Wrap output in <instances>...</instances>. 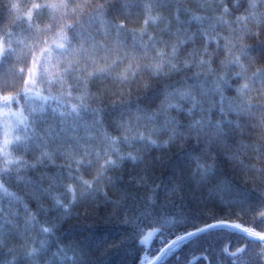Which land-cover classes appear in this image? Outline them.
<instances>
[{"label":"trees","instance_id":"obj_1","mask_svg":"<svg viewBox=\"0 0 264 264\" xmlns=\"http://www.w3.org/2000/svg\"><path fill=\"white\" fill-rule=\"evenodd\" d=\"M77 125L81 152L62 145ZM0 185V264L264 233V0H0ZM156 264H264V242L217 226Z\"/></svg>","mask_w":264,"mask_h":264},{"label":"rangeland","instance_id":"obj_2","mask_svg":"<svg viewBox=\"0 0 264 264\" xmlns=\"http://www.w3.org/2000/svg\"><path fill=\"white\" fill-rule=\"evenodd\" d=\"M40 112V110H38ZM11 129H9L10 131ZM84 127H81L79 125L76 126V129L72 130L71 128V131L73 132V135H77L78 138H73L72 139H67L66 141H64L62 143V145H66V146H69V148H71L72 150H75L77 152H81L83 151V149H87V148H90V144L91 142H95L94 138L93 140H90V144L87 143L86 141V131H84ZM130 131V130H129ZM77 132V133H76ZM76 133V134H75ZM98 133V132H97ZM102 133V132H100ZM98 136H99V139L97 140V144L98 145H101L103 146V151H108L109 153L111 152H114L115 150H117V143L115 140H110L109 138L103 136L102 134L99 135L98 133ZM89 140V139H88ZM71 152L69 153H66V157H69V156H72V154H70ZM0 198H7V195L5 193V191L3 190V188L1 187L0 185ZM252 232H257L256 230H253V229H250ZM33 237L36 238V242L39 246V248L41 249V252H49L51 251V248H52V240L51 238H49L47 241H44V232H43V229L42 228H35V230L33 231ZM46 260L43 262H39V264H49V260H48V256H46ZM39 259H41V256L38 257V261Z\"/></svg>","mask_w":264,"mask_h":264},{"label":"water","instance_id":"obj_3","mask_svg":"<svg viewBox=\"0 0 264 264\" xmlns=\"http://www.w3.org/2000/svg\"><path fill=\"white\" fill-rule=\"evenodd\" d=\"M217 226H226V227H229V228H231V229H234V230H237V231L242 232V233L245 235V237H247L248 239H250V240H252V241H260V240H258V239H255V238L251 237V236L249 235L248 232H246L243 228H241V227H239V226H237V225L230 224V223H216V224H213V225H210V226H207V227L200 228V229H206V230H204V231H200V229H196V230H194V231L188 232V233L182 235V236H184L185 238L179 240L178 242H174L175 239H173V240L170 241L168 244H166V245H165V246L159 251V253L156 255V257H155L152 261H150L148 264H156V263H157L156 258L158 257V258H159L158 261H159V260L163 257V255L167 252V250H168L169 248L172 247V245H174V244H176V243H179V242H181L182 240H186V239H188V238H190V237H193V236H196V235H200V234L204 233L205 231H207L209 228H213V227H217ZM189 233H194V234L188 235ZM148 239H149V238H146V240H148Z\"/></svg>","mask_w":264,"mask_h":264},{"label":"snow or ice","instance_id":"obj_4","mask_svg":"<svg viewBox=\"0 0 264 264\" xmlns=\"http://www.w3.org/2000/svg\"><path fill=\"white\" fill-rule=\"evenodd\" d=\"M197 123H199V122H197ZM4 142L7 143V140H5ZM152 143L153 144H156L157 142L155 140H153ZM163 143L165 145H167L168 141L165 140ZM134 158L135 157H133V159ZM199 167L201 169V175L202 176L206 175L207 172H208V170H209V166L204 165V164H200ZM6 194L7 195H12L11 193H6ZM148 199H149V202H153V196L152 195H149ZM260 215L261 216H264V212H261ZM204 230H206V229H200V231H204ZM45 231H47V229H45ZM158 231H160V229H158ZM245 231L248 232L251 237H253L255 239H258L261 242H264V233H262V232H252L251 230H248V229H245ZM152 234L153 233H149V235H152ZM191 234H194V233H189L188 235H191ZM184 238H185L184 236L177 237V238H175L174 242H178L179 240L184 239ZM139 243L140 244H144L145 243V240L140 239L139 240ZM158 259L159 258L157 257L156 258L157 262H158ZM144 264H148V262L147 261H144Z\"/></svg>","mask_w":264,"mask_h":264}]
</instances>
